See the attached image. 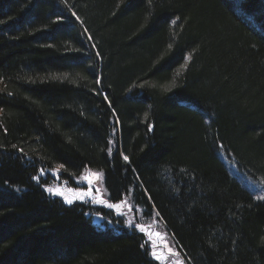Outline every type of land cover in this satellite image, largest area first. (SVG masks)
<instances>
[{"label":"trees","instance_id":"trees-1","mask_svg":"<svg viewBox=\"0 0 264 264\" xmlns=\"http://www.w3.org/2000/svg\"><path fill=\"white\" fill-rule=\"evenodd\" d=\"M220 152L264 187V0H0V264H159L46 194L54 169L99 173L187 264H264V200Z\"/></svg>","mask_w":264,"mask_h":264},{"label":"rangeland","instance_id":"rangeland-1","mask_svg":"<svg viewBox=\"0 0 264 264\" xmlns=\"http://www.w3.org/2000/svg\"><path fill=\"white\" fill-rule=\"evenodd\" d=\"M219 156L225 163L230 175L235 178L242 187L247 189L249 193L257 200L260 197H264V187L249 178L244 172L240 171L237 165L229 158H227L222 152L219 153ZM44 175L48 172H42ZM52 176L49 184L44 186L46 194L50 196L59 197L63 202H66V199L72 200L74 202H86L93 205H100L107 209L108 204H121L119 210L111 208L110 210L116 216H119L123 220V225L126 227H133L136 230L142 232L145 235V241L147 242V247L149 249L150 256L155 259L151 253L155 252L157 256H160L161 259L157 260L159 264H187L186 260L179 253L178 249L173 243L172 239L163 229V226L160 222L152 221L147 224L140 223L136 218L134 210L127 199H122L118 202H111L106 199V194L102 186L101 175L97 172L91 170H85L81 176L74 179L73 184H68L58 177V170L54 169L49 172ZM87 177L88 179H85ZM51 188L53 191L49 192L47 189ZM89 193L88 196H85L84 199H78L80 193ZM94 200L100 201V203L94 202ZM69 204V203H67ZM92 222L99 228L103 227V222H106L108 226L115 228L109 220L104 221L102 216L99 214H94L91 217ZM131 221V224L127 223ZM139 225L140 227H136ZM141 229H143L141 231Z\"/></svg>","mask_w":264,"mask_h":264},{"label":"snow or ice","instance_id":"snow-or-ice-1","mask_svg":"<svg viewBox=\"0 0 264 264\" xmlns=\"http://www.w3.org/2000/svg\"><path fill=\"white\" fill-rule=\"evenodd\" d=\"M73 15H75V13H73ZM109 143H111V141L109 142ZM109 151H111V149H109ZM123 159L125 160V161H128V157L127 156H124L123 157ZM33 179H37V177H33ZM85 179H88L87 177H85ZM49 192H52L53 190L51 189V188H49V189H47ZM89 195V193H80L79 195H78V199H84V197L85 196H88ZM260 199H264V197H260ZM66 202L67 203H69V204H71L72 203V200H68V199H66ZM94 202H96V203H100V201H98V200H94ZM123 203V201H121V204ZM121 204H108L107 205V207L108 208H115V209H117V210H119L120 209V207H121ZM127 223H129V224H131V221H128ZM136 227H140L139 225H137ZM143 229H141V231H142ZM141 247H145V245H141ZM151 255L155 258V259H157V260H160L161 259V257L160 256H157L156 255V253L155 252H152L151 253Z\"/></svg>","mask_w":264,"mask_h":264}]
</instances>
